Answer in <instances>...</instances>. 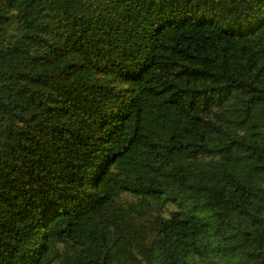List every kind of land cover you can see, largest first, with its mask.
<instances>
[{
  "label": "trees",
  "instance_id": "trees-1",
  "mask_svg": "<svg viewBox=\"0 0 264 264\" xmlns=\"http://www.w3.org/2000/svg\"><path fill=\"white\" fill-rule=\"evenodd\" d=\"M0 264H264V0H0Z\"/></svg>",
  "mask_w": 264,
  "mask_h": 264
}]
</instances>
